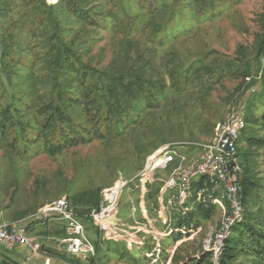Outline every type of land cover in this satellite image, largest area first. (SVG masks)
<instances>
[{"label": "trees", "instance_id": "obj_1", "mask_svg": "<svg viewBox=\"0 0 264 264\" xmlns=\"http://www.w3.org/2000/svg\"><path fill=\"white\" fill-rule=\"evenodd\" d=\"M244 1L0 0V148L20 158L75 155L82 171L59 182L89 223L86 215L99 205L101 189L125 162L138 167L166 142L187 139L192 145L213 133L227 104L218 91L227 89V81L238 82L236 92L254 76L252 83L262 81L264 91V6L254 42L238 44L232 54L208 43L204 33L205 27L238 16V26L247 29L239 14ZM25 73L28 82L22 86L18 80ZM258 101L245 103L247 127L238 144L244 214L224 243L221 264H264V111L257 112ZM87 148L98 152L79 157ZM204 182L197 179L178 199L175 224L163 236L175 232L179 240L217 209L225 214L223 202H196L187 209ZM160 188L158 183L157 193ZM57 233L64 235V229ZM110 235L104 244L95 242L97 254L87 259L63 247L46 250L53 264H107V259L144 264L121 242L111 249L120 238ZM21 246L0 245V264H19L22 251H6ZM160 251L147 254L155 264L162 261ZM176 251L175 264H213V250L184 259Z\"/></svg>", "mask_w": 264, "mask_h": 264}, {"label": "rangeland", "instance_id": "obj_2", "mask_svg": "<svg viewBox=\"0 0 264 264\" xmlns=\"http://www.w3.org/2000/svg\"><path fill=\"white\" fill-rule=\"evenodd\" d=\"M48 2L56 4L58 0H48ZM263 6L264 0H245L239 7V14L246 23L247 29L245 26L242 28L238 26V22H240L239 16L236 20L225 18L204 28L208 43L230 54L235 52L238 44L251 45L258 30L257 15L262 11ZM105 42L106 39L100 42L93 53H97ZM107 51L109 59L112 52L109 48ZM27 75L28 73H25V76L18 80L22 86L28 82L26 81ZM254 79L255 77L253 76ZM252 82H249L246 78L247 86L242 88L241 91L233 92L238 86V82L236 80L227 81V89L218 91L220 98L227 99L222 119L216 123L212 134L205 133L192 142L208 143L213 140L216 136L217 127L223 122L227 113L239 111L244 114L245 103L252 98L259 99L257 112L260 115L264 111L263 83L260 80L258 82L255 81V83ZM253 87L256 88L255 92L251 90ZM186 134H189L188 131ZM185 140L180 143H178L179 141H170L160 145L150 152L138 167L137 165L126 164V162L124 165L122 164L123 166L118 169L108 184L101 189L99 205L92 208L86 215L91 220H89V223L84 222V225L87 227V234L94 244L98 240L101 241V244H104L108 240L106 238L111 237V235L104 234L103 231H100L95 226L91 218L92 215L100 210L104 199H106L105 193H107L109 188L115 186L119 181L128 180L131 181L130 184H122L123 189L118 200V209L114 221L115 226L120 228V232L125 236L118 240L112 239L116 242L111 243V249H117V243L121 242L120 246L122 248L126 245L129 249H133L132 253L143 258L144 264H155L147 255L148 253L152 255L155 248H160L161 250L158 252L162 256V261L159 264H166L167 262L175 264L173 261L176 249V256L180 259L189 256L199 257L203 251H209L207 250L209 243L213 241L222 225L223 213L219 209H217V212L210 220L199 225L196 229L194 228L191 232L182 235L179 240H176L177 235L172 234L171 237H169L170 235H162L169 230L170 223L173 222L175 213L178 211V205L170 203V199L166 202L161 195L156 200L154 197L158 194L156 192L157 186H154L152 191H149L148 196L147 194L142 195L148 197L146 211L153 216L148 219L140 214L141 198L137 192V186H140V177H137V175L146 166L150 155L165 144L175 143V145L161 147V151H157L154 155V162L167 161V157L174 158V160L164 162L163 166L155 169V177L165 179V189L166 178H170L175 172L200 158V154H197L199 149L194 147V145L188 144L187 139ZM97 152L96 148H87L81 150L78 154L79 157L80 155L90 157ZM77 159L73 154H60L51 157L40 156L39 154L28 158H20L7 149L0 148V228L16 225L18 228L23 229L29 238L34 239L41 245V249L36 251L31 245L26 244L14 251H6L8 254L22 251L23 258L19 261V264H45L47 257L51 258V264H53L54 259L46 249L65 248L63 240L69 236L66 222L55 218L49 219V221L40 218L45 210L58 209V202L65 199L69 209H73L83 219L81 215L85 214H81L71 205L68 192L61 188L59 182L60 178L63 180L64 176L72 178L75 172L82 171V167L76 164ZM40 179L42 180V185H40ZM151 179L152 181L145 185V189H149L148 186L156 180ZM81 183L80 181L77 185H81ZM45 185H47V189ZM141 189L143 191V187ZM177 190L180 191V189ZM56 191L57 193H55ZM191 192L194 193V190H191ZM177 195L182 199V194L177 193ZM105 203L107 204V202ZM165 221L167 222L165 223ZM162 225L165 226V229H161ZM62 229H64V235H59L57 230L62 231ZM139 242L141 244L144 243V245H140ZM1 249L3 248L0 247ZM164 255H168L166 260H164ZM212 262L215 264L213 255ZM132 263L128 259H124L122 262H118L115 259H107V264Z\"/></svg>", "mask_w": 264, "mask_h": 264}, {"label": "built area", "instance_id": "obj_3", "mask_svg": "<svg viewBox=\"0 0 264 264\" xmlns=\"http://www.w3.org/2000/svg\"><path fill=\"white\" fill-rule=\"evenodd\" d=\"M255 87L251 88L254 92ZM239 111L228 112V117L224 121L223 132H221V138L211 140L208 143H193L194 147L199 149L197 154H200V161L196 168H191L189 171L178 172L177 178H167L165 181V190L167 189H182V200L187 196L188 188L191 187L189 183L190 175H198L203 170H210V181L206 188H203V193L200 198H208L209 193L218 191L219 187H226L230 201L232 203V213L229 214L228 222L230 217L236 213L239 209L238 199L240 195L239 177L242 174L240 162L235 158V144L234 136L236 128L238 126ZM175 145V143L165 144ZM161 151V147L156 150ZM154 154L149 156L147 159V166L139 172L137 177H140V186L143 187V193H146L148 189H145V178L155 177V169L163 166L164 162L174 160V158L167 157V161L154 162ZM191 156V155H190ZM189 158V155H188ZM131 181L124 180L116 183L115 186L107 190L106 199H104V206L102 204L100 210L92 215L94 224H99L100 231L104 234H113L119 238H123L120 228L115 226V215L118 209V200L121 195L122 184H130ZM173 203V199L170 200ZM187 207V205H186ZM42 219H59L65 221L67 224V230L69 236L63 240L64 249L67 253L76 256L78 253H90L86 248V239H88L87 229L84 228V222L81 217L69 209L66 200L58 202V209H47L43 215L40 216ZM41 219V220H42ZM227 233V227L219 236V239L215 241V247L217 248V259L216 264L220 260V250L223 246L224 237ZM31 245L35 251L41 249V245L29 238L26 232L18 228L16 225H9L4 228H0V245H11L12 249L19 245ZM92 256V255H91ZM45 264H51V258L45 259Z\"/></svg>", "mask_w": 264, "mask_h": 264}, {"label": "bare ground", "instance_id": "obj_4", "mask_svg": "<svg viewBox=\"0 0 264 264\" xmlns=\"http://www.w3.org/2000/svg\"><path fill=\"white\" fill-rule=\"evenodd\" d=\"M247 80L249 82H252L253 77H247ZM255 91H256V89H254V92ZM227 117H228V113L225 116V119L223 120V122L220 123V126L217 127L218 129L215 132L216 136H215V138L213 140H215L217 138H221V132H223L224 121H226ZM246 127H247V122H246V119L244 117V114L239 112L238 126L236 128V132H235V136H234V144H235V158H236V160L238 162H240L241 171H242V164H241V160H240V156H239L238 144H239V140L241 138V135H242L243 131L246 129ZM199 161H200V158H198L197 160L191 162L190 164H188L184 168H182V169L178 170L177 172H175L170 178H177L178 172H180V171H189V170H191V168H196V166L199 163ZM146 166H147V164H146ZM240 177H239V179H240ZM201 178H205V182H204V184H202L197 189V197L187 207V209L188 210L192 209L196 202H204V203H210V204L223 202L226 205V211H225V214L223 215L222 225H221L219 231L217 232V234L215 235V238L213 239V241H211L209 243V247L207 249V250H213V259H214L215 264H216L217 248L215 247V241H217L219 239L220 234L222 232H224V230L227 227V233H226V235L224 237L223 246L221 247V250H220V257H221V254H222V251H223V248H224V243H225L226 239L230 236L234 226L238 223V221H240L242 219L243 214H244V204H243L242 196H241L242 185H241V183L239 181V186H240V195H239V199H238V207H239V209L236 211V213H234L230 217V222L227 223L228 222V218H229V214L232 213V203L230 201V197L228 195V191L226 190V187H219L218 191L210 192L209 193V199L208 198H200V195H202V193H203V188H206L208 182L210 181V170H203L198 175H190L189 176V183H191V187H189L188 190L190 188H192V185H193L194 181H196L197 179H201ZM151 181H152L151 178H145V185L148 182H151ZM178 193L181 195L182 194V189H180V191H178ZM176 202H178V199H177V201H175V199L173 198V204L176 203ZM84 228L87 229V227L85 225H84ZM2 246L5 247L8 250H12V246L11 245H2ZM86 248L89 251H91V254L90 253H78V254H76V256L80 257L82 259H87L91 255L92 256L96 255L97 247H96V245L94 244V242L92 241V239L90 237H88V239H86ZM217 264H221L220 260H219V262H217Z\"/></svg>", "mask_w": 264, "mask_h": 264}, {"label": "crops", "instance_id": "obj_5", "mask_svg": "<svg viewBox=\"0 0 264 264\" xmlns=\"http://www.w3.org/2000/svg\"><path fill=\"white\" fill-rule=\"evenodd\" d=\"M156 176H158V175L156 174ZM164 180L165 179L162 178V177H156V180L152 184L149 185V189H148V191L145 194L143 193V191H141L140 189L137 188V190H138L137 192L139 194V197L141 198V200H140V214H142L143 217L149 219L153 215H151L150 213H148L146 211L147 210L146 201H148V197H144L142 195H146L147 194V196H148L149 191L150 190L152 191L153 187L157 186L158 183H161V188H160V191L158 192V194H156V196L154 197V198H156V200L159 198L160 195L164 197L166 202H168L169 199L171 200L173 198L175 199V201H177V199H181V197L179 198V196H177V193H178L177 189H167V190L164 191ZM175 205H177V204L175 203ZM143 210H144V212H143ZM174 224H175V222L173 220L171 225H174ZM161 229H165V226L162 225ZM173 235H175V234L173 233ZM171 236H172V234L169 237H171ZM169 237H167V238H169Z\"/></svg>", "mask_w": 264, "mask_h": 264}]
</instances>
